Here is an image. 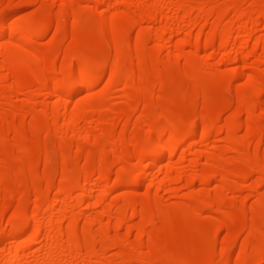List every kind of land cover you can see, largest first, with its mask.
<instances>
[{
	"label": "rangeland",
	"instance_id": "374dc122",
	"mask_svg": "<svg viewBox=\"0 0 264 264\" xmlns=\"http://www.w3.org/2000/svg\"><path fill=\"white\" fill-rule=\"evenodd\" d=\"M81 1L0 0V27H5L8 32V28L11 25V28L14 29V27L20 26L23 22L36 21L38 24H41L46 19H55L59 16L65 17L67 20L65 30L68 32L66 35H61L55 40L54 37L57 33V28L54 25L46 26L47 28L45 30L43 29L44 27L38 30V35L32 44L33 48L35 46V49L38 50L40 60L43 59L45 61L46 59V61H50L52 60L50 56L51 58L52 56L54 57L51 70L53 69L52 74L55 77L57 76L56 78L58 79L61 72L65 70H70L74 76H77L79 68L86 66V64L88 65V63L94 67L101 65L107 68L113 67L112 59H106L101 62L92 57L94 50L103 48L105 31L111 26L118 27L119 29L128 28L130 33L129 42H131H128V44L131 45L136 43L135 38L138 35H141L145 29L152 27L154 24L152 22L154 20L140 21V15L145 10L151 7H158L162 9L163 13L166 11L165 14L170 19L168 20V22L170 21L169 23L173 21L171 18L175 15L170 11V8L174 5L173 0H127L129 3L128 6L122 5L121 3L120 5L115 0L113 1V7L116 6L112 8L111 15L109 14L107 17L108 20L106 19L104 22H101L102 20H99L96 14L97 12L94 9L95 5H93L96 0ZM255 1H239L237 8L234 6L232 0H212L208 3L200 2L198 3L199 5L201 4L200 6L186 3L187 5H184V9L182 10L181 8L178 11L179 13L177 12L179 19L183 18L181 20L184 22V29L181 28L182 26L178 28L175 22L172 23L178 30L175 28L173 34L175 36L173 37L172 35L173 48L177 44V49L179 42L182 39L185 40L186 37H188L189 41L191 40V44H185L186 46L182 45V49H180L181 47L177 49L178 53L177 51L175 52L176 49H173L174 51L172 50L179 57H176L173 52L172 54L174 56L171 54V57L166 54L168 52L165 50L166 46L163 45V40L161 41L162 37L159 31L153 30L147 36H143L142 43L144 49L153 55V58L157 61L159 67L165 72L170 81L167 85V95L163 101L165 107L170 112L169 117L178 115L177 117L181 120L178 127L179 129H184L183 131L192 128L201 132L205 126H208L209 131L208 139L201 140L198 137L192 138L188 142L189 144H186L185 149L188 150L187 152L185 150L182 153H178L174 157L175 159L166 157L161 162L160 167L162 168L165 161L164 174L167 172L168 175L165 174V176H169L168 179L166 178L167 181L163 183L164 185H161L162 183L160 184L159 177L156 173L152 172L149 174L150 178L148 176L139 188L133 191L128 190L127 188L133 183L134 178L132 177L137 175H135L137 171L140 173L141 168H138L139 170L134 168L136 170L133 169L135 171L134 175L133 171L131 173L132 175H130L126 169L129 167L128 164L132 163L129 155L133 151V147L130 145L125 146L123 150L120 148V144L118 145V141H120L122 136L128 137L132 132L137 130L140 133V140H144L148 136L150 137L149 144L153 146L156 132L169 126V121L167 123L164 119L154 126L149 125L152 119L161 115L159 110L145 112L142 109V104L139 103L137 104L139 108L137 106V109L133 108L130 110L131 114L129 119L125 120L120 114L110 112L105 118L106 122L101 124H96V121L99 120L97 115H90L80 122L81 128L74 135L69 132L67 133V129L64 130L60 123H52L49 121L48 126L39 135L40 143L45 136H49L47 147L50 154L56 158V160L54 159L49 164V179L46 182H40L38 192L35 195L30 192V196H27L25 200L19 199L22 187H16L14 197L5 201V217L8 220L10 219V221L23 222L27 217L34 214L33 211L37 209L35 206L38 205L45 192L50 190L51 192L49 191L48 194L49 201L53 203V201L58 199L57 203L54 204L57 211L55 210L51 213L53 216L49 214L47 219L58 223L55 224L52 222L51 228L49 227L45 231L46 234L48 233L47 235L54 237L55 231H58L60 229L59 227H61V230L66 231L69 223L76 220L75 226L78 234L83 235L86 233L92 238H95L96 245L94 248L97 251L103 247L102 243H99L101 242V238L98 231L101 229H105L108 237L110 236L111 239L118 237L120 241L122 240V243H120L122 244L121 247L107 249L104 257L98 256L92 264H169L161 263L160 261L157 262L158 260L155 262V259H152L149 254L148 257L150 258L146 256L149 248L156 249V245L164 247V251L168 252V254L170 253L175 258L185 259L184 264H264V258L258 261L255 257V254L264 245L263 239L253 234L241 233L244 232V228H248L254 223H262L264 225L263 217L258 215L264 213V170L259 171L255 168L256 162L259 163L264 160V96L254 98L256 102H259L255 108L241 110L237 107L248 76L255 75L264 79V51L258 48L254 54L252 51L253 46L246 47L241 52L239 51L237 55H235L236 53H232L238 59L236 58L237 60L235 59V62L231 63L223 55L224 47L222 41H216L214 43L212 49L214 52H212V55L214 56L208 57L210 52L201 49L205 38L211 32L220 30L221 28L225 29L223 35L224 40L229 39L233 35V32L237 30L251 32V29L254 28H252V25L255 26L253 30H261L264 33V24H259L258 27V24L254 23V25L252 23L258 17L259 13L253 11V7L251 8V4ZM79 2L82 3L81 8L82 6H86V8L84 7L85 11L82 12L83 14L79 18L73 19L72 15L78 11L77 8L80 6H78L80 4ZM262 11L264 13V7ZM125 15H129L130 17L127 16L126 18ZM195 19L206 23L203 29L200 31L197 30L198 32L192 31L193 21ZM31 30L33 29L30 27H24L22 29L24 34L31 33ZM72 30L76 31L77 34H70L69 32ZM180 33L183 34L180 35ZM188 39L186 40L188 41ZM195 41L198 44L197 46H199L198 49H196L197 46L195 47ZM9 42L11 43L8 44L9 48L18 50L16 45L19 44V40L11 37L1 41L0 47H4L2 44ZM192 43L195 44L192 45ZM240 43L232 47L237 51ZM121 44L124 45V48L125 43L121 41ZM261 44L264 47V39L261 40ZM74 48H82L85 52L81 53V56L75 57V59L72 57L69 59L71 50ZM250 52L254 55L247 59L248 62H245L244 58L247 54H252ZM34 60L32 61L31 59L33 66L29 65L31 63L29 59L28 61L26 60V65L34 67ZM242 60L245 63H242ZM26 62L24 61L23 68L27 67L24 66ZM244 64L248 67L246 69L247 71L242 69L240 71L239 69L245 66ZM1 68L3 67L0 66V83L2 84H0L2 86V88L0 87V122L13 114L16 115V118L14 117V122L11 124L0 126V141H4L8 151V159L12 160L18 151L16 147H13L17 139H20V136H23V138L27 136L32 130L31 128L40 125L44 126L42 114L46 108L45 104L46 102L49 104L52 102L53 104V100L56 101V99L53 98L54 96H51L52 98L46 96L45 92L47 90H42L43 92H41L40 86L37 83L33 85L26 84V86L22 84L20 85V87L23 86L20 88L22 90L17 88L19 91L12 92L10 91L11 89L8 90L7 88H14L16 82L14 78H10L7 68ZM236 68L242 74L239 77L233 78L232 74L237 72ZM183 71H187L193 76L191 83L185 82ZM55 77H53V80L56 79ZM53 80L50 84H52ZM115 83H118V81ZM17 85L19 87V84ZM103 85L105 83L97 87L99 90L94 89L95 91L92 90L90 92L83 91L76 97L74 96L75 98H72L71 107L77 101L89 100L87 96L90 97V94L92 97L96 96L95 92L97 91H101L100 93L97 92L98 95L105 94L103 108L112 109L117 106H125L128 103L124 96L126 92L123 91L125 90L123 89L125 88V86L123 87L124 83L121 85L116 84V88L111 86L115 88L112 93L104 92L106 91L104 89L106 85ZM255 87L257 89L258 85H255ZM194 88L200 90L202 100L200 99L199 103L192 106L189 102V97ZM157 93L158 91L155 89L153 93L154 97L157 96ZM202 102L210 105L211 112L206 117H203V119H199L194 117V115H198L201 112L202 104L200 103ZM217 116L220 119L218 123L216 121ZM229 123L235 129L234 143L231 144L232 142L230 143L229 140L227 142L226 136L224 135H221L215 141L213 132L217 128L225 131ZM246 124H252V126L257 128L256 130L262 135L260 142L253 136V132L250 133L246 129ZM86 132H89L91 135L88 133L90 136L86 141H83L82 138L87 134ZM102 133H110V136L100 138ZM95 137L96 140L100 138V143L97 145L98 148L94 144ZM20 140H22L21 146L26 150L33 151L37 149V144L34 142L27 139ZM99 146L101 147L99 148ZM78 147H80V150H77ZM101 148H103V153L100 158H96L88 163L85 162V157L89 152L93 153L96 152V149L101 150ZM61 150L67 153L68 158L65 157L64 160L59 159L60 155L58 153L60 154ZM122 150L123 153L121 152ZM74 155H76V159H74ZM2 159L0 157V161ZM169 159L170 161H168ZM148 161L146 160L144 163H148ZM108 164L113 165L107 167ZM1 166L2 163H0V171L4 168V166ZM42 166L43 160L40 162L36 175H42ZM227 166H230L233 174H235V177L231 176V182L221 181L219 176H215L206 184L203 183V176L209 171H217L218 169L230 170ZM85 167L87 173L83 170ZM134 167L136 166L134 165ZM255 170L257 171L255 172ZM251 171L252 173L249 177L247 176L248 178L246 177L244 180L241 178ZM63 172L67 174V178L61 182L59 176ZM91 173L93 175L89 178L88 175ZM7 175L9 177L10 173L7 172ZM84 178H89V183L86 184L87 186L84 185L87 189L83 186L84 188L71 193L61 203L60 198L62 199L63 195L58 193L59 187L60 189L67 188L77 182L82 184L85 180ZM110 178L114 180V183L116 180L114 186L116 188L114 190H116L115 192L119 196H116L115 193V195L109 194V197L106 196L108 199L105 197V200L103 199L104 202L99 205L100 207L97 206L98 208L89 206L91 208L89 209L88 205L85 206L81 202L84 195L83 190L88 191V189H91L100 192L106 186L107 179L110 180ZM172 178L178 181H172ZM224 183L227 186H234L236 190L230 191L229 189V192L228 190H224L222 188ZM115 196L116 198H114ZM218 199L223 201L222 206L215 204ZM0 203H2L1 200ZM149 205H152V211L158 215V218L162 217L164 220H167V224L169 223V226L167 225L168 227L161 232L162 236L158 240L156 239L154 243L153 241L149 242V234L161 228L159 221L154 225H149L142 229L138 227L140 225V211L143 207L148 208ZM65 208L68 212L64 211ZM123 210L127 211L122 213L121 211ZM64 212L67 214L65 215ZM229 214H234L238 218L241 217L242 221L241 219L240 222L239 219L229 220ZM91 216L93 217L91 218ZM36 217L38 220L41 217L40 219L43 221L41 214L36 215ZM123 220H127V222L119 225ZM91 225L93 229L90 232ZM222 225H228V228H221L216 233L214 231L216 226ZM262 231L264 232V226L262 227ZM237 235H240V237L234 250L228 251L227 249L231 248L232 241ZM52 236L50 240L41 241L40 239L36 240L29 236L20 238L11 244L17 247L10 246V249L13 248L11 251L16 254L18 253L17 258L19 257L21 260L20 264H46L50 261L49 259L59 260L61 257L59 255L64 253H62V249H65L63 245L66 244L67 238H65L66 236L53 238ZM21 247L22 250L20 249ZM135 248L139 249L135 250ZM207 249L211 250L212 259L209 261H200L201 258L199 256L201 253L204 254ZM80 251H74L68 257L67 264H89V262H82L80 259V253L82 251ZM122 251H126L128 255L124 257L119 256ZM46 253L52 255L50 256V254ZM37 255L41 256L37 257Z\"/></svg>",
	"mask_w": 264,
	"mask_h": 264
},
{
	"label": "bare ground",
	"instance_id": "6f19581e",
	"mask_svg": "<svg viewBox=\"0 0 264 264\" xmlns=\"http://www.w3.org/2000/svg\"><path fill=\"white\" fill-rule=\"evenodd\" d=\"M74 1H79V0H74ZM113 1H115V0H96L95 3L93 4V5H95L94 9L97 12L96 14L99 17V20L100 19L102 20L101 22H104V20L107 19L110 12L112 11V8H114L116 6L115 5L113 7ZM116 1L119 4L121 3L122 5H127V6L129 5L127 0H116ZM211 1L212 0H173L172 2L174 5H172V7L170 8V11L172 13H174L175 15H173L172 18L170 17L173 20L171 23H169L170 21L168 22V20H170V19H168L167 14H165L166 11L163 13L162 9H160L158 7H151L148 10H145L146 12L144 11L140 15V18H139L140 21H152V20H154V21H152V22H154V24L152 27L145 29V31H143L141 35H138L135 38L136 43L131 44L132 46L128 44V42L130 40V35H129L130 33H129L128 28L119 29L118 27L111 26L110 28L106 29V31H105V42L103 44V48L100 50H94L92 52V57L94 59H97L98 61H101V62H103L106 59H112L113 60V67L107 68L103 65L94 67V66H92V64L88 63V65H87L85 63L86 66L79 68L77 76H74L70 70L69 71L65 70L66 72L62 71L61 75L59 74L60 76L58 77V79L56 78L57 76L55 77V75L52 74L53 69L51 70V65L53 64L52 62H53L54 57L52 56V58H51V56H50V59H52V60L49 59L50 61H46V59H45V61H43V59L40 60V58L38 57V50L35 49V46L33 48L32 44H33V40H35V37L38 35V30H41V28H43V27H44L43 29L45 30L50 25H54L57 28V33L54 37L55 40L58 39L61 35H66L68 32L65 30V25L67 22L65 17L59 16L58 18H55V19H51V18L46 19L41 24H38V22H36V21L35 22H33V21L32 22H23V23L21 22L22 23L21 25L20 24H17V25H20L22 27L18 26L16 28L14 27V29H12L11 28L12 25H11V27H9V28L7 27L8 32H7V29L5 27H0V42L5 40L6 38H10V37L14 38L15 40L16 39L19 40V42H18L19 44L16 45L18 50H14L12 48H9L8 44H11L10 42L6 43V44H2L4 47H2V48L0 47V57H1L0 58L1 59L0 66L3 67L1 69H4V68L8 69V71H7V69H6V71L9 72L10 78H12V79L14 78V80L16 82L15 87L17 86L16 88L14 87V88H7V89L8 90L11 89L10 91L14 92L17 90V88L19 90H22V89H20L23 87V86L20 87V85H22V84H25V86H26V84L27 85H33L34 83H37V84H39L38 86H40L41 92H43L44 90H47L45 92V95L48 97L54 96L53 98L56 99V101L53 100L54 101L53 104H52V102L50 104L48 102H46V104H45L46 108L42 114V116H43L42 119L44 122V123L43 122L42 123L44 124V126L40 125V126H37L35 128H31L32 130L29 132V134H28L29 136L27 135L28 137L24 136V138H23V136H20V139H23V140L27 139V140H30V141L34 142L35 144H37V149H35L33 151H28L24 147L21 146L22 140L17 139L16 143L13 146V147L17 148V150H18L17 154L12 160H9L8 155H7L8 154L7 147H6L3 140L0 141V157L3 158L0 161V163H2L1 167L4 166V168H2V171H0V184L2 187V189L0 190V200L2 201V203H0V264H20L21 263V260L19 259V257L17 258L18 253L17 254L15 252L13 253V251H11V250H13V248L10 249V246H12L11 244H13L17 239L26 238L28 236L31 238H34L36 240L40 239V241L51 239L52 233L50 234L51 236H49V235H47L48 233L47 234L45 233V231H47V229L52 225V222H54V221H51V219L49 221V219H47V217L49 214H50V216H53V215H51V213L55 210L57 211V209H55L54 204L57 203L58 199L56 201H53V203H51L49 201L48 194H49L50 190H47L45 192L43 197L40 199L38 205L35 206V208L37 207V209H35V208H34L35 210L33 209L34 210L33 213L35 215L32 213L33 215L27 217L23 222L10 221V219L8 220L4 214V211L6 208L5 201L14 197L16 187H22V191L20 192L19 199L21 198V200L22 199L25 200L27 198V196H30V194H29L30 192H32V194L34 193V195H35V193L38 192L40 182H43V181L46 182L49 179L48 167H49V164L51 163V161H54V159L56 160V158L50 154L48 147H47L48 142H49V139H48L49 136H45L41 143L39 141V137H40L39 135L43 131V129L48 126L49 121L52 123H57V122L60 123L61 127L64 128V130L67 129V133L69 132V133H72V135H74V134H76V132L78 130H80L79 128H81L80 122L83 121L87 116H90V115H94V114L97 115L99 117V120L96 121V124H101V123L106 122L105 118L110 112L120 114V116L124 117L125 120L129 119V116L131 114L130 110H132L133 108L135 109L137 106L139 108V105H137L139 103L142 104V109L145 112L150 111V110H156V109L159 110L161 112V115L158 116L157 118L152 119L149 122V125L154 126L164 119L167 121V123L169 121V124H168L169 126L165 127L166 129L164 128L163 130H161V131L158 130L159 132H156L157 134H155L153 146H150V144H149L150 137H148V136L144 140H140V133L137 130L132 132V134L128 137L122 136L120 141H118L119 142L118 145L120 144V148H122V149L125 146H129V145L133 147V151L129 155L132 163L128 164L129 167H128V169H126L127 172L130 175H132L131 173H132L134 168L136 170L138 168L139 169L141 168L140 173H139V171H137L135 173V171H136L135 169H134L135 171H133V175H134V173H135V175L136 174L137 175L135 177H132V178H134L132 181L133 183L127 188L128 190H131V191L139 188L145 182L144 180L146 178H148L149 174L152 172L156 173V175L160 179L159 180L160 184L162 183L161 185H164L163 183H165L167 181L169 176H165V174L168 175L166 172L167 170L165 171L166 173L164 174V170H165L164 165L166 166L165 161H164V165H162V168L160 167L161 162H163V160L166 159V157H169L172 159L178 153H182L185 150L187 152L188 150L185 149L186 144L192 138L198 137L201 140L208 139V137H209L208 126H205L203 131H201V132H198L195 129H192L190 127H189L190 129L186 128L187 130L185 129L186 131H183L184 129H181V128L179 129V127H178V124L181 121L180 118L177 117L178 115L173 116V117H169L170 112L165 107V105L163 103L164 98L167 95V85L170 83L169 78L166 76L165 72L161 70V68L159 67V64L153 58V55L151 53H149V51L147 52V50L144 49L142 41H143V36H147L153 30L159 31V33L162 37L161 41L163 40V42H164L163 45H165L166 48L164 46L163 47L165 48L166 52H168L166 54L170 55L169 57H171L173 55L172 54V52L174 51L173 49H176V45H177L175 43L176 45L174 44L175 47L173 48L172 35L174 34V31L176 28L175 25H177L178 28H179V26L180 27L182 26L181 28L185 27V25L183 24L184 23L183 20H181L183 18L179 19L178 15H177L179 13L178 11H180L181 8L183 10L184 5L186 3H191V4H194L196 6V4L199 5L198 3H200V2L208 3ZM232 1L234 2V6L237 8L239 1H242V0H232ZM81 4L82 3L78 4V6L80 5L78 7L79 9L77 8L78 11L73 13V15H72L73 19L79 18L80 15L83 14L82 12L85 11L84 7L86 8V6H84V7L82 6V8H81ZM252 7L254 9L253 11H255V12L257 11V13L259 12L258 17L255 20L252 19L253 20L252 23L258 24L257 26L259 27V24H264V13L262 11L263 7H264V0H256L254 3L251 4V8ZM167 11H169V10H167ZM187 13L189 14V12H187ZM127 16L130 17L129 15H127ZM127 16L125 15L126 18H127ZM195 20H194L195 22L193 21L194 25L192 27V31H197V30L200 31L201 29H203L205 27L206 23H204V21L202 22L201 20H197V19H195ZM199 21H201V22H199ZM174 22L176 23L175 25L172 24ZM6 24H7V22H6ZM24 27H26V28L30 27L33 30H31V33H29V34L28 33L24 34V32L22 31V29ZM253 27L255 28V26L252 25V28ZM9 29H11V30L9 31ZM188 29H190V28H188ZM244 29H245V27H244ZM253 29H251L252 30L251 32L250 31L249 32L248 31H246V32L245 31H238V30L234 31L233 35L229 39H225V40L223 39V35L225 33L224 28H221L220 30H217V31H213V32H211V34L209 36H207L205 38V42L201 46V49L204 51L210 52V55L208 57L214 56V55H212L214 53L212 51V49L214 47V43L216 41H220V42L222 41L223 47H224V49H223L224 54L223 55H225L224 57H226L227 61H229L231 63L235 62V59L237 58V57H234L232 53H236L235 55H237L239 51L241 52V50L246 48V47L253 46L252 51L254 54L258 48H261L264 51V47L261 46L263 44V43L261 44V40L264 39V33L261 30H253ZM176 30H177V28H176ZM69 33L75 34L76 31L72 30ZM181 34H183V33H180V35ZM188 34H189V32H188ZM174 36L175 35H173V37ZM183 37L185 38V36H183ZM186 39H188V37H186ZM186 39L185 40L182 39L181 42H179L177 49H179L180 47H181L180 49H182V45L186 46L187 44L188 45L191 44V40L189 41V39H188V41H187ZM121 41L125 43L124 48H123L124 45L121 44ZM239 42H241V43H240V45H238L239 49L236 51L232 46H234L235 44H238ZM129 43H131V42H129ZM195 43H192V45L195 44V47H196L198 44L196 41H195ZM180 44H181V46H180ZM198 47L199 46H197L196 49H198ZM177 49L175 50V52L177 51ZM84 52H85V50L82 48H74L73 50H71V55L69 54L70 55L69 59H71V57L73 59H75V57L77 58V57H79V55L81 56L82 55L81 53H84ZM175 52H173V53H175ZM177 53H178V51H177ZM177 53H175L174 55H176V57H179V55H177ZM250 53H252V52H250ZM253 53L247 54V56H245V58H244L245 62L247 61L248 58H250V56L254 55ZM28 59H29V62H31L29 64L31 66H33L32 61H33V59H35L34 61L37 63L33 62V64H35L34 67H29V65L28 66L26 65L27 64L26 60L28 61ZM31 59H32V61H31ZM24 61L26 62L24 65V66H27L26 68H23ZM121 61H123L122 62L123 65H122ZM243 62L244 61L242 60V63ZM119 63H121L122 66L119 65ZM236 63H237V61H236ZM83 65H84V63H83ZM244 65L245 66H243L242 68L239 69L240 71H241V69L245 71L248 68V67H246V64H244ZM241 74H242V72H238V69H237V72H234L232 74V77L236 78V77H239V75H241ZM183 76H184V80L186 83H191L193 81V76L190 73H188L187 71H183ZM53 77H55L56 79L53 80ZM7 78H9V77L7 76ZM52 80H53V82H52V84H50V82ZM114 81L115 82L118 81V83H115ZM119 82H122V83H119ZM103 83H105V85H106V86L103 85V86H105L104 89L106 91H104V92H106V93H110V92L112 93L116 88L115 87L116 84L121 85L124 83L123 87L125 86V88H123V89H125V90H123V91H126L124 93V96L127 99L126 101H128V103L125 104V106H117V107H113L112 109L103 108V105L105 103V94L98 95L97 92L100 93L101 91H97V92H95L96 96L92 97L90 94V97L87 96V98H89V100L85 99L87 101H85V100L77 101L71 107L72 98L74 96L76 97L78 94H80L83 91L90 92L94 89H97V87H99ZM17 84H19V87ZM1 85H0V87L2 88ZM255 85H258L257 89H256ZM111 86H113L115 88H113ZM100 89H101V87H100ZM155 89H157V91H158L156 97H154V95H153ZM19 90H17V91H19ZM97 90H99V89H97ZM10 95H11V93H10ZM10 95H9V97H10ZM259 96H264V79L261 78L260 76H255V75L248 76V78L245 81L244 87H243V94L240 96L237 107L241 110H243V109L244 110H250L251 108H255L256 104L259 102H256L254 100V98H258ZM200 99H201L200 90L198 88H194L191 96L189 97L190 104H192V106H195V104L199 103ZM97 103H98V105H96ZM200 104H202L201 105L202 110L198 115L197 114L194 115V117H197L199 119L200 118L203 119V117H206L208 115V113L211 112V110H210L211 108H210V105L205 104L204 102H202ZM193 114H195V113L193 112ZM14 117L16 118L15 114L11 115L10 117L9 116L6 117L4 120H2L0 122V126L1 125L7 126L8 124H11L12 122H14ZM218 118L219 117L217 116V118H216L217 123L220 120ZM246 129H248L250 133L253 132L252 133V134H254L253 136L257 140H259V142H260V140L262 139V135L260 134V132L258 130H256L257 128L252 126V124L251 125L246 124ZM88 133L82 138L83 141H86L88 139V137L91 135L90 133H89L90 135ZM234 133H235V129L232 127V124L229 123L226 126L225 131L221 128H217L213 132V137H214V140L216 141L217 138L221 137V135H224V136H226L227 142L229 140L230 143L232 142L231 144H233L234 143L233 142ZM108 136H110V133H102L101 137L100 136L99 137L100 138H102V137L107 138ZM18 137H19V135H18ZM99 139L96 140V137H95L94 144L96 146L99 145V143H100ZM235 145L237 146V144H235ZM100 147L101 146H99V148ZM97 148H98V146H97ZM102 149L103 148H101V150L96 149V152H93V153L89 152L87 154V156L85 157V162L88 163L89 161H92L96 158H100V156L103 153ZM77 150H80V147H78ZM123 150L121 151L122 153H123ZM58 155H60V158H59L60 160H64L65 157L68 158L67 153L63 150H61L60 154L58 153ZM73 157H74V159H76L75 158L76 155H74ZM74 159H73V161H74ZM41 160H43V166H42L43 167L42 168L43 173H42V175L39 176V175H36L37 174L36 172L39 170V165H40ZM146 160L147 161L149 160L148 163H144V161H146ZM168 161H170V159ZM168 164H167V167H168ZM111 165H113V164H108L107 167H109ZM134 165L136 167H134ZM137 165L138 166L140 165V166L138 167ZM255 166H256L255 168H257V170H259V171L264 170V160L262 162H259V163L256 162ZM227 167L230 170L218 169L217 171H214V170L209 171L206 175L203 176V183L206 184L207 182L210 181L211 178H213L215 176H219V178H221V181H224V182L230 181L231 182V179H232L231 176H234L235 174H233V170L230 166H227ZM168 169H169V167H168ZM83 170L87 173L86 167L83 168ZM257 170H255V172ZM168 171H171V170H168ZM7 172L10 173L9 177L7 175ZM251 173H252V171L249 174H246L245 176H243L241 178L244 180L247 176L249 177ZM92 175H93V173L89 174L88 175L89 178L92 177ZM24 178H26V179H24ZM66 178H67V174H65L64 172L62 174H60V176H59V180L61 182L66 180ZM89 178H86V179L84 178L85 180L82 184L77 182V183H73L72 185L68 186L67 188L60 189V187H59L58 193L60 195H63L62 199L60 198V202L62 203L63 201H65L67 196L70 195L71 193H74V192L84 188L85 187L84 185L89 183ZM149 178H150V176H149ZM174 180H176V182L178 181L177 179H173L172 181H174ZM107 183H105L106 186L104 188H102L100 190V192L94 191L91 189H88V191H87L86 190L87 188L85 187L86 188L85 190L87 192L83 190L84 195L82 197V200L80 199L81 202L84 203L85 206L88 205V208H89V206H91L92 208H93V206L100 207L99 205L104 202L106 196L109 197L108 196L109 194H114V193L116 194L117 193V192H115L116 190H114L116 188V187L114 188V186L116 184V180L114 183V180H112V178H110V180L107 179ZM92 185H94V184H92ZM224 186L222 188L224 190H228V192H229V189H230V191L236 190V188H234V186L233 187L231 185L227 186V185H225V183H224ZM91 187H93V186H91ZM116 196H119V194H116ZM116 196L114 198H116ZM220 200L221 199H218V201H216L217 203H215V204L222 206L223 201L222 200L220 201ZM204 207H206V206H204ZM86 209H87V207H86ZM89 209H91V208H89ZM64 211L68 212V211H66V208ZM126 211L127 210H123L121 212L125 213ZM37 212L38 213L40 212L39 214H41L43 221L40 219L41 217L39 218L40 221L37 219L36 215H39ZM65 212H64V214H65ZM258 215L259 216L261 215L260 217H263V219H264V213L258 214ZM157 216L158 215L152 211V205H149L148 208L143 207L142 210L140 211V225L138 226L139 229H142L143 227H146L149 225L150 226L154 225L157 221H159V223L161 224L160 225L161 228L158 229L159 231L154 230L153 232H151L149 234V242L153 241V243L155 242L156 239L158 240L159 237L162 236L161 232L163 230H165L166 227L169 226V223L167 224L166 219L164 220L162 217L159 216L160 218H162V219H160ZM92 217L93 216H91V218ZM228 219L229 220L239 219V222L241 219V221H242L241 217L238 218L234 214H229ZM126 222H127V220H123L120 222L119 225H122V223L124 224ZM56 223H58V222H56ZM75 225H76V220H73V222L71 221L69 223L66 231L61 230V227H59L60 229L59 230L57 229L58 231H55L56 233L54 232L55 233L54 237L61 238V237L66 236L65 238H67L66 239L67 242L65 240L66 244L64 243L65 245H63V247L65 246V249L62 247L63 248L62 253L63 252L64 253L62 255H59V256H61L60 259L59 260L49 259L50 261H48V263H46V264H65V262L68 260V257L76 250L82 251V252L80 251L81 252L80 253V259L82 260V262H84V263L89 262V264H92L96 260V258H98V256L104 257L107 249H110L113 247L114 248L115 247H121V245H122V244H120V243H122V240L120 241V238L116 237V238L111 239L110 236L108 237L106 230L101 229L100 231H98L100 233V238H101V240H100L101 242H99V243H102L103 247L97 251L94 248L96 245L95 240H94L95 238H92L90 235H87L86 233H84L85 235L84 234L79 235L77 230H76L77 228ZM261 225H263V224L262 223L261 224L260 223H257V224L254 223L251 226H249L248 228H244L243 229L244 232H241V233H244V234L247 233V234H251V235L253 234L255 236H259L263 239V242H264V232L262 231V227L264 225L263 226H261ZM92 227L93 226L91 225V228L89 229V231L90 230L92 231V229H93ZM221 228L226 229V228H228V225H222V226H218V227L216 226L214 231L217 233L218 231H220ZM239 237H240V235H237V237H235L233 239L232 246L230 249H227L228 251L234 250V248L238 242ZM27 239H29V238H27ZM53 240H55V239H53ZM146 244L148 245V243H146ZM118 245H120V246H118ZM14 246H12V247H14ZM156 246H157L156 249L150 247L148 253L146 254L147 257L149 254L152 259H155V262L158 260L157 262L160 261L161 263H169V264L170 263H172V264L173 263L174 264H184L185 263V259L175 258L172 255H170V253L168 254V252H165L164 247H161V245H159V246L156 245ZM162 246H164V245H162ZM16 247H14V248H16ZM20 249L22 250V247ZM136 249H139V248H135V250ZM135 250H133V251H135ZM210 251H211L210 249H207V251L204 252V254L201 253V255L199 256L201 258L200 261L211 260L212 254ZM46 254H50V253H46ZM51 255L52 254H50V256ZM127 255H128V253L126 251H124V252L122 251V253L119 256L124 257ZM40 256L41 255H37V257H40ZM55 257H52V258H55ZM150 257H148V258H150ZM255 257L258 259V261H260L259 259L264 258V245L261 247V249L258 250V252L255 254ZM186 262H187V259H186ZM114 263H115V261H114ZM66 264H67V262H66ZM98 264H100V263H98Z\"/></svg>",
	"mask_w": 264,
	"mask_h": 264
}]
</instances>
